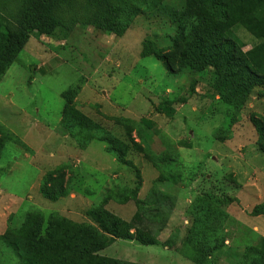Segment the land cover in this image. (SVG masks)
Returning <instances> with one entry per match:
<instances>
[{"label":"rangeland","instance_id":"1","mask_svg":"<svg viewBox=\"0 0 264 264\" xmlns=\"http://www.w3.org/2000/svg\"><path fill=\"white\" fill-rule=\"evenodd\" d=\"M164 5L181 10L184 1L162 0L156 8L138 16L121 38L86 25L78 9L64 12L63 23L54 36L32 34L0 80V125L17 136L6 143L0 158V236L9 227L20 228L33 211L46 216L59 212L75 222H91L87 211L109 191H114L115 198L105 205L108 211L127 221L137 211L133 200L122 204L116 198L120 191L136 187V173L118 164L96 138L76 142L61 130V92L72 89L78 92V108L117 135L122 130L112 122L115 117L154 121L157 132L141 127L148 144L157 153L168 149L176 157L166 170L173 178L160 186L168 193V200L160 196L147 206L160 211L155 214L160 220H145L153 229H159L160 243L144 245L118 239L103 255L143 264H195L179 251L187 227L184 212L189 202L185 199L191 201L195 193L212 191L233 196L242 193L244 186L253 191L264 187V154L259 152L250 120L253 113L264 116V97L255 90L241 89L231 79L216 83L218 74L214 70L199 72V59L182 57V62H195H190L191 70L175 75L163 60L154 55L141 56L147 39L151 40L150 46L159 48L169 46L170 37L175 35L172 22L158 10ZM22 7V0H16L11 8L1 2L0 14L16 28ZM197 26L196 19L189 17L187 33ZM232 32L231 37L244 50L257 43L241 28ZM219 91L233 93L237 101L246 104L235 119L230 105L216 100ZM164 98L176 100L175 116L168 117L156 109ZM220 129L219 139L215 135ZM131 156L142 176L138 198L145 199L160 172L142 155ZM231 159L238 163L231 166ZM61 165L71 168L67 177L72 178V193L54 203L42 197L40 183L43 174ZM259 195L260 200L254 195L253 202L264 203V192ZM241 202H229L236 210L235 216L229 206L225 208L229 216L222 226L228 230L224 234L230 240L228 245H243L245 239L256 237L252 232L255 224L260 227L258 235L264 236V215L256 218L254 207L244 209L252 201ZM243 209L248 214L236 218ZM216 255L210 264L228 263L226 254ZM20 262V255L0 238V264Z\"/></svg>","mask_w":264,"mask_h":264},{"label":"trees","instance_id":"2","mask_svg":"<svg viewBox=\"0 0 264 264\" xmlns=\"http://www.w3.org/2000/svg\"><path fill=\"white\" fill-rule=\"evenodd\" d=\"M161 1L22 0L23 7L17 14L16 28L11 27V20L0 14V80L18 59L32 34H56L63 23L65 11L78 9L81 20L86 25L103 34L109 33L121 38L138 16L144 15L148 9L156 8ZM183 1L184 7L181 10L166 5L158 7L172 22L175 35L170 37L169 46L159 48L150 46L151 40L147 39L141 56L154 55L163 60L175 75L191 70V63L199 59L202 61L199 72L214 70L218 74L216 83L225 78L231 79L241 89L255 90L264 97V0ZM1 2L11 8L16 0H0ZM189 17L196 19L198 26L187 33L186 22ZM239 28L257 40L249 50H244V46L231 37L232 31ZM185 56L195 60L182 62L181 58ZM72 90L62 93L64 108L61 130L76 142L83 138H96L95 140L104 144L105 151L116 158L118 164L136 173L139 180L136 187L125 193L124 190L120 191L116 198L122 204L133 200L137 211L130 221L108 211L105 205L111 198H115L114 191H109L98 205L87 211L91 222H75L59 212L46 216L41 211H33L26 215L20 228L9 227L0 238L20 255V264H143L109 257L102 252L118 239L134 240L144 245L160 243L159 229H153L145 221L160 220L161 218L155 217L160 211L155 208L154 212L147 206L148 203L157 202L160 196L168 200L169 195L162 187L173 178L166 170L176 157L168 149L157 153L148 144L141 127L145 125L157 132L154 121L144 117L140 121L115 117L112 122L122 130L117 135L105 130L101 122L81 111L75 100L78 92ZM233 95L227 91H219L216 100L230 105L231 117L235 119L234 116H238L246 104L237 101ZM215 96L213 93L212 97ZM175 101L164 98L156 109L173 117L177 112ZM250 120L257 133L259 152L264 154V116L253 113ZM220 132L222 129L216 132L217 138ZM16 137L4 125H0V158L6 143L16 140ZM134 153L142 155L160 172L145 199L138 198L142 176L132 159L131 155ZM67 167L68 165H61L42 177L39 190L47 201L55 203L71 195L72 178L67 177L71 168L66 169ZM223 196L212 191L192 196L184 212L187 227L179 251L195 264H210L214 262L215 254L220 257L226 254L225 258H229L227 264H264V236L255 233L256 239H248L241 248L236 246L231 250L226 245L228 238L224 234L228 230L222 224L229 215L225 208L229 206V202L237 199L231 195ZM252 213L255 216L264 215V203L255 205Z\"/></svg>","mask_w":264,"mask_h":264},{"label":"crops","instance_id":"3","mask_svg":"<svg viewBox=\"0 0 264 264\" xmlns=\"http://www.w3.org/2000/svg\"><path fill=\"white\" fill-rule=\"evenodd\" d=\"M62 93L63 92H61V96H62ZM77 100H76V105H77ZM12 105H13V103H12ZM78 107V106H77ZM64 108V107H63ZM80 109V108H79ZM81 110V109H80ZM177 110V109H176ZM82 111V110H81ZM62 115V114H61ZM124 117V116H123ZM125 118H129L128 116L127 117H125ZM130 119H132V118H130ZM132 120H134V119H132ZM60 122H61V118H60ZM65 136H69V135H65ZM135 137H136V134L134 135ZM74 139V138H73ZM137 141H139V139H137ZM69 144H70V142H69ZM153 149V148H152ZM163 150H165V149H163ZM236 157V156H235ZM234 158V157H233ZM174 159V158H173ZM230 163H232L231 164V166L234 164V166L238 163V162H236L235 161V159H231V161H230ZM47 173V172H46ZM45 173V174H46ZM45 174H43V176L45 175ZM207 176H212V174L210 175V174H207ZM143 189V188H142ZM164 190V189H163ZM249 190V191H248ZM244 191H246V192H244ZM253 190H251L248 186H244V188L242 189V193H238L239 195H237V193L236 194H234L233 196L238 200V203L240 202L241 204H242V202H241V200L242 201H244V202H248V201H252L251 203H254L253 205L251 204V203H246L247 204V208H244V209H248L249 207H254L255 205H257V204H260V203H256V202H253L254 200V197L256 196L257 197V199H259L260 200V192L262 191V192H264V187H262V188H260V189H254V191H253V193H251ZM254 192H256V193H254ZM246 195V196H245ZM255 195V196H254ZM141 198V197H140ZM182 200V199H181ZM186 201H188V202H190V198H188V199H185ZM181 202V201H180ZM127 203H129V202H127ZM126 203V204H127ZM251 204V205H250ZM242 210L241 212H240V217H236V218H241V217H243V214H248V213H246L245 212V210ZM229 210H230V213L231 214H233V213H236V210H233L232 209V207L231 206H229ZM249 214H250V211H249ZM234 215V214H233ZM235 216V215H234ZM252 216V215H251ZM262 215H259V216H256V218H259V217H261ZM185 223H186V221H185ZM253 231H254V235H255V233L256 234H259V230H260V227L258 226V225H254L253 227ZM252 231V232H253ZM245 238H246V235H245ZM248 239H250V240H253V239H255V237H249V238H247V239H245L242 243L244 244V243H246L247 241H248ZM241 243V244H242ZM226 244L228 245V244H230V240H227L226 241ZM237 246H240V248L243 246V245H237ZM228 247L232 250V249H234V248H236V246L235 245H228Z\"/></svg>","mask_w":264,"mask_h":264},{"label":"clouds","instance_id":"4","mask_svg":"<svg viewBox=\"0 0 264 264\" xmlns=\"http://www.w3.org/2000/svg\"><path fill=\"white\" fill-rule=\"evenodd\" d=\"M187 223V222H186Z\"/></svg>","mask_w":264,"mask_h":264}]
</instances>
